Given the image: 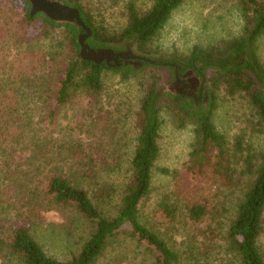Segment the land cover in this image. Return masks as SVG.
Returning a JSON list of instances; mask_svg holds the SVG:
<instances>
[{"label": "trees", "instance_id": "1", "mask_svg": "<svg viewBox=\"0 0 264 264\" xmlns=\"http://www.w3.org/2000/svg\"><path fill=\"white\" fill-rule=\"evenodd\" d=\"M17 1L25 23L39 25L46 34H57L50 46L53 52L39 62L41 69L19 78L29 85L30 95L43 92L40 98L44 97L46 116L42 122L29 117V110L23 123L13 116L8 118L5 111L10 109L6 107L12 90L10 80L16 79L0 80V205L9 187L19 190L20 196L16 204L7 205L16 212L14 223L5 225L0 215V264H98L111 258L113 264H264V150L245 147L244 137H237L231 144L227 132L214 123L216 94L223 92L249 101L251 119L257 120L253 128L264 135V66L258 57V43L264 37V0H234L245 23L238 38L219 50L195 47L190 57L169 60L189 67L202 57L212 59L217 71L210 79L211 99L207 107L198 108L179 98L163 96L167 93L160 88L163 76L155 69L170 62L148 56L153 53L151 43L187 0H152L145 10L139 9L138 0H129L127 25L120 31L107 30L96 21L90 0H62L79 9L92 31L90 43L95 47L130 42L139 55L163 62L144 63L142 69L78 58V39L85 33L82 28L57 24L42 14L30 17L27 0ZM4 19L7 26L14 23L13 16L2 15L0 22ZM146 66L154 70L143 83L146 94L136 121L138 136L129 176L123 183L109 181L103 165L107 152L92 147L85 137H73L70 124L75 119L61 127L57 118L61 109L80 106L84 99L88 106H102L107 72L128 80ZM162 112L171 114L180 129L192 122L195 143L184 170L159 169L172 178L173 184L149 219L144 205L153 192L161 151ZM98 122L101 120L92 122L94 128L101 127ZM13 125L18 130L14 138L8 133ZM59 127L69 135H63L67 139L63 144L54 136ZM24 146L32 169L25 175L31 180L23 182L18 173L10 171V165ZM37 161L44 163L43 171L49 169L45 181L36 186L32 178L42 169ZM53 208L72 214L78 229L66 235L59 233L56 224L45 217ZM51 239L67 242L69 258L59 259L47 252L41 242Z\"/></svg>", "mask_w": 264, "mask_h": 264}, {"label": "rangeland", "instance_id": "2", "mask_svg": "<svg viewBox=\"0 0 264 264\" xmlns=\"http://www.w3.org/2000/svg\"><path fill=\"white\" fill-rule=\"evenodd\" d=\"M128 1L90 0L89 2L92 5V13L100 25L110 31H120L127 25L126 3ZM137 5L140 10H145L152 5V0H138ZM2 15L7 18L13 16L14 23L7 26L5 19L2 23L0 22V80L9 77L16 79V82L14 79L10 80L12 86L9 89L12 88V90L6 101V107L10 109L5 111V114L8 118L13 116L22 123V119L26 120L28 115L35 122H42L46 116L45 100L43 96L42 99L40 98V94L43 95V92H39L37 96L30 95L29 85L22 83L19 78L22 75L30 74L35 68L41 69L39 62L44 55L53 52L50 46L54 44L53 37L57 31L46 34V31L39 25L25 23L20 1L17 0H0V18ZM244 24L238 14L234 0H187L173 12L164 29L151 43L149 49L153 50V53L148 56L156 59L177 58L181 60L190 57L195 47L207 51L210 49L219 50L225 43L242 35ZM65 52H69V49H65ZM258 57L259 63L264 66V37L258 43ZM152 70L154 69L149 67L137 77L128 80H123L120 74L109 71L104 77L105 88L102 106L94 107L90 103V109H88V101L84 99L85 102L83 100L84 103L80 106L64 108L59 112L57 120L62 125L61 127L67 125L69 119H75V122L70 124L73 129L71 133L73 137H85V140H88L92 147L102 148L107 152L108 158L103 162V165L107 171L105 177L109 181L123 183L129 176V163L138 136L136 121L146 94L143 83L148 82ZM155 71L162 72L158 69ZM161 75L163 78L166 77L164 72ZM19 89L21 91L16 94L15 91ZM216 96L217 111L214 116V123L217 128L227 132L231 144L236 142L237 137H244L245 147L251 146L254 151L264 150V135L256 132L253 128V123L257 120L251 119L252 112L249 101L242 97L231 98L223 92H218ZM27 110H29L28 115ZM161 118L163 120L159 141L161 151L153 177V192L144 205V214L149 219L154 217L159 199L169 189L171 191L173 184L172 178L161 174L159 169L184 170L195 143V126L192 122H188L185 128L180 129L175 125L171 114L162 112ZM97 120H101L98 122L101 125L100 128L93 127L92 122ZM61 127L57 128L54 136L63 144L67 141L63 135L65 133V137L69 135ZM16 128L17 126L14 125L10 128L8 132L10 137L14 138L15 134L18 133ZM28 129L31 132V129ZM44 136L45 132L40 135V137ZM28 156L29 153L24 146L17 155L16 162L11 160L10 165V171L18 173L23 182L24 180H31L30 177H25L26 173L32 169L30 168L31 161L27 160ZM37 164L42 169L32 178L36 186L45 181L46 171L49 169L43 171L44 163L37 161ZM18 194L19 190L15 191L9 187L6 195H3L0 215L5 225H10L17 220L15 210L8 208L7 205H10L8 202L16 204L20 197ZM64 212V210L53 208L45 213L47 215L44 214L43 210L41 213L42 216L45 215L48 221L56 224L59 233L62 232L66 235L78 228L72 214L67 212L64 214ZM46 237L50 238L49 234ZM41 243L45 245L50 255L52 254L59 259L69 258L67 242L61 244L59 241L52 240ZM261 244L264 249V235L261 238ZM111 260L112 258L102 260L98 264H113Z\"/></svg>", "mask_w": 264, "mask_h": 264}, {"label": "flooded vegetation", "instance_id": "3", "mask_svg": "<svg viewBox=\"0 0 264 264\" xmlns=\"http://www.w3.org/2000/svg\"><path fill=\"white\" fill-rule=\"evenodd\" d=\"M84 34L82 33V35ZM90 37L84 39V44L89 48L87 51L90 49L96 51H98V49H111L114 51V55L111 56L113 59L109 61L110 66L116 65L121 67L123 65H131V62H136V60L132 58L119 57L120 54H127L129 57L142 56L136 51L137 47H135V45L130 42L119 45L112 44L108 47H95L94 44L90 43ZM79 50H81V48ZM160 59L169 61L172 58ZM103 62L107 64L106 59ZM169 62L173 63L175 66L168 67L167 65H162L163 67L156 68L160 71L162 70V72L166 74V77L163 78L160 84V88L162 87L166 89L165 92H167L164 93L163 96L179 98L186 101L188 104L193 103V105L197 108L205 106L207 107L211 99V75L212 72L217 71L215 66L212 64V59L202 57L199 61H193L189 67H185L181 61ZM144 66L140 67V69H142ZM148 68L149 67L146 66V68H144L142 71H145Z\"/></svg>", "mask_w": 264, "mask_h": 264}, {"label": "water", "instance_id": "4", "mask_svg": "<svg viewBox=\"0 0 264 264\" xmlns=\"http://www.w3.org/2000/svg\"><path fill=\"white\" fill-rule=\"evenodd\" d=\"M30 5L29 16L34 17L35 15L42 14L44 17L50 19L51 21L57 24H66L71 25L77 28H82L85 31L84 35H81V38L78 39V43L81 45L80 53L78 58L89 60L97 64H101L105 59L109 65V61L113 58L114 51L111 49H98L88 50V46L84 44V39L92 35L91 29L85 24L82 20L80 11L77 7H72L67 5L62 0H27ZM122 58H132L136 62H131L134 66H142L144 63H149L151 65H162L163 62L151 59L146 56H131L129 55H119ZM169 65L170 67L175 66L174 64H164ZM114 66V65H112ZM166 89H163L162 92H165Z\"/></svg>", "mask_w": 264, "mask_h": 264}]
</instances>
